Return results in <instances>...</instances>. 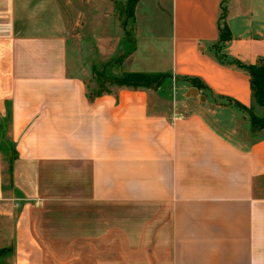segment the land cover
Instances as JSON below:
<instances>
[{"label": "crops", "instance_id": "1", "mask_svg": "<svg viewBox=\"0 0 264 264\" xmlns=\"http://www.w3.org/2000/svg\"><path fill=\"white\" fill-rule=\"evenodd\" d=\"M224 1L141 0L119 62L128 0H0V215L18 208L31 248L15 264H264V130L228 100L264 107L211 52ZM228 3L223 54L264 61L254 0ZM131 73L169 77L90 88Z\"/></svg>", "mask_w": 264, "mask_h": 264}, {"label": "trees", "instance_id": "2", "mask_svg": "<svg viewBox=\"0 0 264 264\" xmlns=\"http://www.w3.org/2000/svg\"><path fill=\"white\" fill-rule=\"evenodd\" d=\"M141 0H128L124 6V12L126 14V20L129 21L134 19V11L136 5ZM224 13V15H222ZM222 13L220 17L219 24V39L212 45L211 52L216 57V60L223 65H231L237 69H241L246 72L250 77L252 99L254 104L258 107H264V61L259 62L256 65H245L237 60H232L223 54V49L225 45L232 40L231 31L226 23L227 9L224 5L222 6ZM97 77L102 79V74L97 75ZM169 76L167 75H149V74H138L131 73L125 74L123 77L119 78L115 84L119 87L129 88V89H151L157 91L162 87V82L167 80ZM188 83L194 88L200 91H205L206 88L202 83L196 79L185 78ZM229 103L233 104L238 109L246 112L249 116L251 129L253 132H259L264 130V117L259 118L253 113V109H247L246 107L233 103V101L228 100Z\"/></svg>", "mask_w": 264, "mask_h": 264}, {"label": "rangeland", "instance_id": "3", "mask_svg": "<svg viewBox=\"0 0 264 264\" xmlns=\"http://www.w3.org/2000/svg\"><path fill=\"white\" fill-rule=\"evenodd\" d=\"M229 1L230 0L224 1V7L227 10H228V6H229V3H228ZM247 1H249V0H247ZM260 4L264 5V0H254V6L256 9V14L251 20L247 19L248 23H249V21H251L252 27L253 26L256 27L257 25H259L260 22H264V14L258 6ZM124 6H117L115 8V11H114V15H115V17L118 18L120 23H122V27H124L125 23L127 24V27L125 29L126 30L125 33H123L122 35H119L118 37L112 38L113 46H115L116 44H119V42L121 43V41H122L121 49L125 50L124 54H122L119 57L118 56L116 57V59L119 62H121L123 58L127 57V55L129 54V51L133 47V42L130 39L132 36V32H133V24L131 21L126 20V14L124 12V8H125ZM222 15H224V13H222ZM231 24H232L234 32L236 34H239L240 32L244 31L245 22L243 19H238L237 21H234ZM107 61L108 60H104L103 62H107ZM104 68H106V66H104L103 69ZM95 79H96V81L94 82V84L92 86H90V88H93V90L95 92L109 91L112 88L117 87L115 82L117 80H119V78H107V79L102 78L99 80L98 77H95ZM164 83H167V80H164L162 82V85ZM168 83L171 84V82H168ZM168 90L170 91L172 89L169 88V89H167V91ZM180 95H181V93L179 92L178 98L180 97ZM195 104H196V106L201 107L198 104V102ZM255 115L259 118L264 117V108H259V110H257L255 112ZM244 125H245L244 122H240V127H243ZM7 168H8V165H6V169ZM16 209H18V208H14L12 211H10L8 213L9 216H7V217L0 215V264H15V262H16L15 257L18 256L20 258H25L26 257L25 252L31 251L30 246L26 242H24L25 243L24 244L22 241V243L20 245L17 244L18 240H17L16 233H15V226L19 220L20 214L17 212Z\"/></svg>", "mask_w": 264, "mask_h": 264}, {"label": "water", "instance_id": "4", "mask_svg": "<svg viewBox=\"0 0 264 264\" xmlns=\"http://www.w3.org/2000/svg\"><path fill=\"white\" fill-rule=\"evenodd\" d=\"M193 92H196V91H193Z\"/></svg>", "mask_w": 264, "mask_h": 264}]
</instances>
